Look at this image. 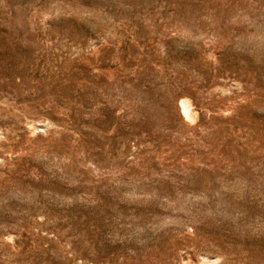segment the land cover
Returning a JSON list of instances; mask_svg holds the SVG:
<instances>
[{
	"label": "rangeland",
	"instance_id": "374dc122",
	"mask_svg": "<svg viewBox=\"0 0 264 264\" xmlns=\"http://www.w3.org/2000/svg\"><path fill=\"white\" fill-rule=\"evenodd\" d=\"M0 264H264V0H0Z\"/></svg>",
	"mask_w": 264,
	"mask_h": 264
},
{
	"label": "bare ground",
	"instance_id": "6f19581e",
	"mask_svg": "<svg viewBox=\"0 0 264 264\" xmlns=\"http://www.w3.org/2000/svg\"><path fill=\"white\" fill-rule=\"evenodd\" d=\"M181 110L185 116V118H192V111H191V108L189 107V105L181 102ZM194 116V115H193Z\"/></svg>",
	"mask_w": 264,
	"mask_h": 264
}]
</instances>
